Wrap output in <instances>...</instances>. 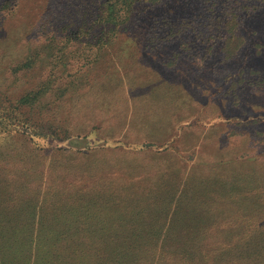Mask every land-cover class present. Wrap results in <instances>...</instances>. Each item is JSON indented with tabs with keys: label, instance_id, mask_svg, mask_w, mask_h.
Returning <instances> with one entry per match:
<instances>
[{
	"label": "rangeland",
	"instance_id": "1",
	"mask_svg": "<svg viewBox=\"0 0 264 264\" xmlns=\"http://www.w3.org/2000/svg\"><path fill=\"white\" fill-rule=\"evenodd\" d=\"M33 1L35 4L30 0H0V92L5 87L11 90V96L21 90L16 88L19 86L15 81L21 75L19 71L31 41L51 36L61 38L63 33H69L68 29L72 31L68 34L71 37L77 29L90 28L97 9H107V4L101 6L106 0ZM165 1H136L140 14L121 26L128 29L130 35L124 44L114 48L119 54L108 62L112 65L105 72L108 84L97 78L90 87L82 89L79 111L84 114L85 128L79 133L80 139H72L78 142L77 146L59 138L37 141V144L17 136L11 140L13 128L6 124L7 119L0 117L1 190L2 168L17 171L19 163L15 158L35 154L47 159L51 167L60 169L66 165L65 169L76 176L72 178L73 186L69 187L80 191L79 195L99 189L109 176L162 177L173 172L182 175L171 168L177 161L193 163L200 175H212L223 168L224 171L230 169V160L239 163L243 154V157H258L257 171H264V133H261L264 128L242 121L246 115L264 110V23L261 16L243 18L239 30L243 45L235 56L225 60L223 55L217 54L224 37L222 29H226L223 22L220 25L214 22L219 6L207 2L196 14L200 15L198 18L184 16L186 18L181 19L180 14L173 16L167 12ZM41 5L46 11L36 21ZM234 7L241 14L245 12L244 3L238 2ZM214 29L218 32L210 34ZM81 38L75 45L89 56L94 54L95 41L89 43V37L84 35ZM210 47L213 54L208 50ZM82 57L77 56L78 65L83 63ZM159 57L165 64L161 68L163 73L152 70L161 67V62H157ZM168 61L179 62V65L173 69ZM105 67L106 64L97 70L100 77ZM27 79H34L31 72ZM92 107L95 109H90ZM218 115L241 120L226 123L213 120ZM244 140L248 143L239 149ZM4 141L11 142L10 149H15L14 153L2 156L6 151ZM144 143L146 148L141 147ZM44 146V150H39L38 147ZM165 166L170 167L164 169ZM5 174L16 185L31 183L28 177L23 181L10 172ZM257 191L264 197V182ZM262 204L249 211L255 215L252 220L230 223L233 226L227 224L239 229L227 244L219 243L225 238L214 236L218 239L216 244L209 243L202 258L201 251L195 258L183 257V253L176 250L165 255H158V251L149 254L143 248L149 238L139 237L140 230L113 227L110 220L106 223L107 218L97 217V207H80L77 210L79 221L70 216L67 242L60 246L65 249L61 264H93V256L98 257L105 250L109 257L104 260L110 258V264H223L227 261L264 264V251L255 250L259 244L256 240L264 242V202ZM153 206L150 202L149 207ZM114 213L113 221H117L121 211ZM94 237H99V242ZM247 238H253L251 244L244 243ZM210 248L215 252L211 253ZM246 249L249 252L245 255ZM57 251L58 247L54 249L55 256Z\"/></svg>",
	"mask_w": 264,
	"mask_h": 264
},
{
	"label": "trees",
	"instance_id": "2",
	"mask_svg": "<svg viewBox=\"0 0 264 264\" xmlns=\"http://www.w3.org/2000/svg\"><path fill=\"white\" fill-rule=\"evenodd\" d=\"M136 1L106 0L101 6L107 4V9H97L89 29H77L71 37L68 34L72 31L68 29L69 33L62 32L61 38L51 36L30 42L19 71L21 75L15 81V85L19 86L16 88L21 90L16 91L15 96H11V90L7 91L5 87L0 92V117L7 119L6 124L13 128L11 140L17 136L30 144H37V141L59 138L69 140L72 146L78 145L72 139H80L79 133L85 128L82 122L84 114L79 111L84 94L81 91L84 87H90L97 78L108 84L105 72L112 66L108 62L119 54L114 48L124 44L130 35L128 29L121 26L140 14L141 10L135 6ZM30 2L35 4L33 0ZM207 2L219 6L214 22L218 25L223 22L226 29H222L224 37L217 54L228 60L243 45L239 33L243 18L261 16L260 20L264 23V0H166L163 5L168 13L173 16L180 14L179 17L184 19V16L198 18L200 15L196 14ZM238 2L244 3L243 14L234 7ZM43 6L39 7L36 21L46 11H43ZM216 32L217 29H214L210 34ZM83 35L89 37V43L95 41L97 51L90 56L75 45ZM213 47L208 49L211 54ZM80 55H83V63L78 65L77 56ZM157 62H161L160 57ZM168 62L173 69L179 65V62ZM104 64L106 67L102 69L104 72L100 77L97 70ZM160 66L152 70L163 73L161 68L165 64L161 62ZM30 72L34 78L32 80L27 79ZM237 119L241 120L239 117L229 118L228 115L213 117V120L224 123ZM243 120L246 125L259 124L264 128V110L259 114L246 115ZM247 143L244 140L238 148ZM4 146L6 151L2 152V156L15 152V149H10V141H4ZM146 146V143L141 144L143 148ZM38 148L44 150L45 146ZM243 156L241 154L240 158L243 159L237 164L230 160V169L224 171L223 168L212 175H200L193 163L177 161L171 168L182 175L173 172L165 173L162 177L109 176L99 189L83 195L69 187L73 186L72 178L76 176L65 169L66 165L60 169L51 167L48 160L38 154L17 157V171L2 168L0 264H61L65 249L60 246L67 242L70 216L78 219L80 213L77 210L87 206L97 207V217L107 218L106 223L110 220L113 227L127 231L131 228L140 230L139 237L146 235L149 238L143 247L149 254L158 251V255H165L176 250L183 253L182 256L195 258V254L201 251L199 256L202 258L208 244L217 242L214 236L225 238V241L220 239L219 243L227 244L239 229L230 228L227 224L234 225L242 219L252 220L255 215L249 211L263 205L264 197L259 196L257 190L262 188L264 171H257L258 157ZM169 167L165 166L164 169ZM5 172H10L13 177H22L23 181L28 177L31 183L16 185ZM150 202L153 207H149ZM117 210L121 213L117 221H113L114 211ZM94 238L99 242V237ZM252 239L247 238L244 243L251 244ZM256 244L255 250L264 251L263 241L256 240ZM57 247L55 256L54 249ZM210 250L211 253L215 252V249ZM45 251H49V254ZM248 252L246 249L245 255ZM108 255L105 250L98 257L93 256V264H110V258L104 260ZM235 262L223 264H239Z\"/></svg>",
	"mask_w": 264,
	"mask_h": 264
}]
</instances>
